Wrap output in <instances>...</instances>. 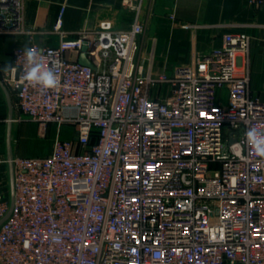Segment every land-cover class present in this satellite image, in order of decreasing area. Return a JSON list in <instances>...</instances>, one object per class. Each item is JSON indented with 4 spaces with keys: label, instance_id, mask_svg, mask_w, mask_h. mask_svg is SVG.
<instances>
[{
    "label": "built area",
    "instance_id": "built-area-1",
    "mask_svg": "<svg viewBox=\"0 0 264 264\" xmlns=\"http://www.w3.org/2000/svg\"><path fill=\"white\" fill-rule=\"evenodd\" d=\"M24 1L0 0V34L29 31ZM64 10L57 44L13 49L16 120L56 135L48 154L13 155L0 264H264V158L244 142L248 129L264 131V100L249 89L251 35L226 31L222 47L172 75L144 73L138 12L128 28L104 20L68 36ZM28 47L56 70V88L21 80ZM8 178L0 152V219Z\"/></svg>",
    "mask_w": 264,
    "mask_h": 264
},
{
    "label": "crops",
    "instance_id": "crops-1",
    "mask_svg": "<svg viewBox=\"0 0 264 264\" xmlns=\"http://www.w3.org/2000/svg\"><path fill=\"white\" fill-rule=\"evenodd\" d=\"M135 4V0L24 1L25 27L29 31L23 35L0 34V80L9 91L13 105V152L16 149L17 152L25 149L29 151L27 154L18 155H45L44 153L51 152L53 146L51 143L38 145L33 142V139H36L33 135H38L36 122L16 120L18 110L15 105V91L6 82L11 72L5 73L3 70L7 64L14 65L15 46L33 41L57 44L61 34L53 27L62 5H65L62 30L67 32L68 36H73L77 31L96 27L104 20L111 21L117 29L130 27L138 12L134 9ZM138 13L139 19L145 24V30L139 37L141 47L138 54L144 58L150 56L155 67L169 71L180 63L195 60L200 51L222 47L226 31L250 34L252 41L249 51V89L253 97L264 100L263 9L250 5L247 0H141ZM171 13L175 14V19H171ZM8 120V96L0 82V152L5 154L8 151ZM51 129H54L55 137V125L50 126L49 132ZM16 135L19 136V144L16 143ZM61 136L73 137L72 130L63 127ZM30 140L32 144L27 145L28 149L21 145L23 141ZM1 190L4 191V187Z\"/></svg>",
    "mask_w": 264,
    "mask_h": 264
},
{
    "label": "clouds",
    "instance_id": "clouds-1",
    "mask_svg": "<svg viewBox=\"0 0 264 264\" xmlns=\"http://www.w3.org/2000/svg\"><path fill=\"white\" fill-rule=\"evenodd\" d=\"M42 52L35 47H28L24 50L25 70L22 72L21 80L28 86L39 88L41 93L54 89L59 85V78L53 67H46L42 59ZM4 72H15L17 69L11 64L4 66ZM91 115H97L95 109ZM244 142L256 153L264 158V131L250 128L244 133ZM236 155H240L239 152Z\"/></svg>",
    "mask_w": 264,
    "mask_h": 264
},
{
    "label": "rangeland",
    "instance_id": "rangeland-1",
    "mask_svg": "<svg viewBox=\"0 0 264 264\" xmlns=\"http://www.w3.org/2000/svg\"><path fill=\"white\" fill-rule=\"evenodd\" d=\"M138 44H139V46H138V49H137L135 58H136V61L139 62L140 65H142V69H143V72L144 73H146L147 70L152 69V71L154 72V74L164 73L165 75L170 76V75H172L174 73L176 67H178V66H185V65H188V64L193 63L195 61V60H193L191 62L180 63V64L176 65L175 67H173V69L171 71L167 70L166 68H157L153 64H151V65L149 64L150 56H148V58H144V57H142V56H140L138 54L139 53V50H140V47H141V41L140 40H139V43ZM155 88H154V90H155ZM221 93H222L223 97L226 96L225 95V90H221ZM53 135H54V129L53 130L51 129V132H49V134H47L46 136H38L37 134H35V135H33V137H35L37 140L36 139H33V142L36 143V144H38V145H40V143L43 144L44 142L53 144V140H54ZM18 137L19 136L16 135V140H17L16 143L17 144H19V138ZM24 143H27V144L24 145ZM28 144H32L31 143V140H30V142L23 141L21 145H23L24 148L28 149V146H27ZM41 151H42V149H41ZM28 152L29 151H26L25 149L22 152L21 151H18L17 152V149H16V151H14L13 153L14 154H17V155H18V153H24V155H25ZM44 154H48V153H44ZM3 187H4V192L7 195V197L8 198H11V187H10V180H9V178H8V180H5L4 181Z\"/></svg>",
    "mask_w": 264,
    "mask_h": 264
},
{
    "label": "water",
    "instance_id": "water-1",
    "mask_svg": "<svg viewBox=\"0 0 264 264\" xmlns=\"http://www.w3.org/2000/svg\"><path fill=\"white\" fill-rule=\"evenodd\" d=\"M80 61L82 63H89V61H87V59L83 56ZM2 86L4 87L7 96H8V101H9V120H8V132H7V143H8V151L6 153L7 155V159H8V167H9V180H10V187H11V206L10 209L8 211V213L0 219V224L10 215L12 209H13V205H14V195H15V189H14V170H13V162H12V158H13V151L11 148V140H12V120H13V105H12V101L10 98V94L9 91L7 90L4 82L2 80H0Z\"/></svg>",
    "mask_w": 264,
    "mask_h": 264
}]
</instances>
